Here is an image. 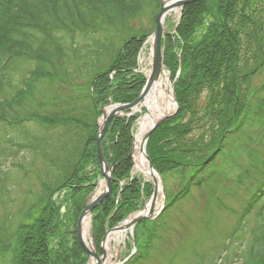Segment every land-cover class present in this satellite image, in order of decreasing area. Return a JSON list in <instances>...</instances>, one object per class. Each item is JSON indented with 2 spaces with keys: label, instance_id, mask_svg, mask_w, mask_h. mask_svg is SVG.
Masks as SVG:
<instances>
[{
  "label": "trees",
  "instance_id": "obj_1",
  "mask_svg": "<svg viewBox=\"0 0 264 264\" xmlns=\"http://www.w3.org/2000/svg\"><path fill=\"white\" fill-rule=\"evenodd\" d=\"M151 1L156 11L153 27L136 30L131 26L129 37L124 39L118 36L119 43H116L111 40L116 34L115 29L120 26L125 28V21L133 19V13L146 8L150 0H0V178L4 177L8 186L12 175L10 171L14 166L19 169L16 174L20 169L30 167V159L26 161V156H23L21 162L15 163L17 165L10 163L7 167L10 170L3 169L11 157L13 145L17 146L14 155L20 156L24 151L31 152V157L36 155V158H40L43 170L55 168L54 173L51 170L39 175L41 182L43 181V189L32 204L27 199L33 192L32 187L25 191L21 209H26L27 215L35 211L39 217H32L31 223L23 220L20 230L13 232H10V227L17 221L20 211L11 210L5 217H0V251L9 247L12 248V255L18 251L15 264L88 262L89 255L75 230L74 233L64 235L63 239L62 236L59 237L67 218L61 215L59 199L54 201L52 196L55 193L60 195V191L65 189L66 200L70 202V196L76 200L71 209L74 216L84 209L86 198L96 188V181L101 175L97 160V118L101 114L102 105L108 103L109 99L132 102L146 83L145 76L135 72L138 52L156 28L160 0ZM260 2L264 3V0H198L189 3L183 8L182 18L176 29L177 37L171 33L166 35V64L172 70L173 79L181 67L175 83L179 110L155 129L150 138L149 151L161 174L165 172L163 162L190 170L183 193L175 196L174 204L207 180L205 170L224 151V138L228 134L250 138L248 130L251 127L258 123L264 125V80L260 85L250 87L248 79L264 65V20L254 18L257 14L256 3ZM100 31H103L100 41L109 40L114 46L113 54L111 53L113 59L108 63L105 56H109L107 51L110 49L103 54L100 44L93 37ZM79 37H90V41L76 47L75 43H80L77 40ZM70 40L71 50L66 51L65 45ZM178 51L181 52L180 56ZM100 56L101 62L98 60ZM16 63L21 66L23 63H31L34 66L26 79V90L20 88L18 93L9 94L7 78L14 71ZM93 72L95 74L91 78ZM57 73L62 75L59 81L65 80L71 86L76 85L82 75L91 78L87 82L90 87L88 96L92 101L90 108H78L77 97L71 95L70 99L65 96V100L62 97L50 99L52 112L41 110L50 105L44 104L41 96L35 92L37 87H32V81L36 80L39 88H42L43 98H50L59 82ZM82 87L88 89L86 83ZM206 89L209 91L208 103L213 106L208 119L210 123H219L216 136L221 135L219 138L215 136L214 147L208 144L203 146L198 142L196 145H189V140L184 145V138L191 131L188 125L190 122L182 123L177 119L184 106H188L191 94H198ZM28 92H31V97ZM33 97L39 99L38 104L32 101ZM136 119L137 117L132 116L130 120L134 122ZM31 120L39 121L36 133L43 132L41 124L52 130L63 127L60 135L64 137L59 139L63 142L60 147L56 148L53 138L50 140L48 130L43 132L44 136L26 134L23 123ZM127 127L126 118L117 117L111 123L109 136L119 133L118 139H113L115 142L111 147L105 143L107 138L104 139L105 155L110 162L114 161L115 167L113 192L93 211L94 236L98 245L106 232L107 222L111 226L115 225L138 205L137 183L134 187L130 186L131 190L127 187L129 196L125 201L121 200L122 203L116 205L113 198L119 181L133 167L131 153L134 140ZM81 131L85 132V136L81 135ZM66 138L71 139L69 143L64 142ZM79 141H82L80 145L74 143L71 147V143ZM2 144H7L3 150ZM197 146H203L199 153L206 151L207 156L203 159L202 156H196L200 160L195 162L187 154L198 151ZM260 147L262 148L256 155L259 162L255 160L248 164L238 179L240 186L251 182V179L254 181L250 184V195L231 229L229 244H226L220 257L218 256L220 264H249L250 259L255 260V264H264V144ZM49 149H52V154ZM64 154L68 155L64 157V160L68 158L67 161L59 159ZM90 164L96 166L92 171L87 169ZM51 173L55 175L54 180L50 178ZM11 178L13 180L14 177ZM135 179L140 182L138 178ZM2 186L0 184V191L4 189ZM127 190H123V196L127 194ZM150 192H153L152 189ZM132 199L134 200L131 201ZM251 214H254L253 220H249ZM251 221L254 222L253 227L250 225ZM99 224H104L105 228L98 229ZM69 235L72 238L71 245ZM10 236H16V246L9 245L12 240ZM155 236L157 231L152 230L144 254H136L127 264L147 260L146 256L150 253ZM58 237L59 241L56 243ZM210 257L209 261L212 260Z\"/></svg>",
  "mask_w": 264,
  "mask_h": 264
},
{
  "label": "rangeland",
  "instance_id": "obj_2",
  "mask_svg": "<svg viewBox=\"0 0 264 264\" xmlns=\"http://www.w3.org/2000/svg\"><path fill=\"white\" fill-rule=\"evenodd\" d=\"M257 6V14L254 16L255 19H262L264 20V3H256ZM146 8L139 9L137 13H133V19H128L125 21V28L118 27L115 29L116 34L111 38V40L115 41L116 43H119L118 36L123 37L126 39L131 34V31H129V27H133L136 30L140 29H150L153 27V17L156 13L153 2L150 0V4L148 6H145ZM159 12V11H158ZM182 14L177 15L174 12L170 13L166 17L165 21V33L169 34H176V26L178 25L180 18ZM246 24V23H245ZM248 25L250 23L248 22ZM103 31L96 32V34L93 36L94 39L100 44V50H103V54L107 51L109 53V56H105V59L108 62H111L113 57V50L114 46L113 44L107 40L106 42H101L103 36ZM120 34V35H119ZM166 34V35H167ZM177 37V35H175ZM90 38V37H89ZM89 38H82L79 37L77 40L80 41V43H75L76 47L78 45L82 46L84 43L90 41ZM92 38V37H91ZM122 38V39H123ZM80 39V40H79ZM121 39V40H122ZM123 39V40H124ZM166 39V36L164 38V41ZM100 42V43H99ZM96 43V42H95ZM242 43L244 45V38L242 37ZM71 40L67 41L65 48L66 51H70L71 49ZM165 45V51H166V42ZM146 46L142 47L140 51L138 52V59H137V67L136 69H139V72L145 76L146 75V58L148 57V49L145 48ZM112 53V54H111ZM166 55V52H165ZM178 55H181V52L178 51ZM142 57V60H141ZM243 57V56H242ZM144 58V60H143ZM244 58V57H243ZM98 59V57H96ZM99 62L102 61L101 56L99 57ZM244 60V59H243ZM91 64V62L89 61ZM65 65V63H64ZM14 68V72L10 75V82H14V87L12 92L14 90H17L16 87L21 88L23 86V79L24 74L21 75L23 72H27L28 68H31L32 64L26 63V67L23 65V69H21L20 73V80L18 81L17 73L15 72L19 67H21L20 63H16ZM169 68V67H168ZM170 69V68H169ZM172 72V70L170 69ZM139 72L136 70V74H139ZM95 72L92 73L91 78ZM114 74V73H113ZM58 77H62L60 73L56 74ZM57 78V77H56ZM90 77L81 76V78L76 82L77 83H86V88L83 91L76 90L75 87L71 89V86L68 83H65L64 81H59L55 87V94L56 95H73L76 91H78L80 94V97H77L76 106L78 108L85 109V107L90 108L91 107V99L88 96V93H90V87L89 84H87ZM90 78V80H91ZM250 87H256L260 85L264 80V65L255 70L251 76L248 78ZM25 80V79H24ZM17 84V85H16ZM69 85V86H68ZM68 86V87H67ZM143 89V88H142ZM142 91V90H141ZM173 93V89H172ZM49 96H51L50 92H47ZM242 94H244V90L242 91ZM208 96L209 91L203 90L200 93H192L189 101L188 106L185 105L184 110L179 115V118L177 121H180L182 123L190 122L188 125L191 127V131L188 134V137L184 138L183 144L185 145L187 143V140H189V145L194 144L196 145V142L202 144L203 146L207 145L213 147L216 145L214 144L216 141H214V138L216 136V130L218 128L219 123L218 122H209L208 115L212 111L213 106L208 103ZM28 101V100H27ZM110 102V99H109ZM106 103L102 105L101 107V113L106 112L109 113L111 111L110 103ZM122 103V102H121ZM75 103H73L74 105ZM141 106V105H140ZM140 106H137L140 107ZM25 107L27 108L26 104ZM24 107V108H25ZM94 107V106H93ZM176 111V107L167 115H172ZM126 113V114H125ZM124 113V116H121L122 118H126L127 128L131 130V134L133 137V133L136 136V133L139 130V124L140 120L143 118V116L147 113V108L145 106L142 107L141 110L132 108L131 110H126ZM141 115V116H140ZM133 117H137V119L133 122ZM140 116V117H139ZM93 117V116H92ZM171 117V116H170ZM129 119V120H128ZM128 120V121H127ZM39 121L31 120L26 121L24 131L27 134H35L38 128ZM42 130L45 132L46 130L49 131L50 135L57 140L56 141V148L60 147L61 142L59 139H62L63 136H61L60 132L58 133L56 130H52L51 128H48L45 125H42ZM109 128L106 130L104 137H103V150H104V139L107 146H112L115 140L118 139L119 133H112L113 137L109 136ZM250 138L244 137V136H238V135H232L229 134L224 138L226 140L224 151L221 152L218 156V158L214 161L212 165H210L205 170V176L206 181L199 187L193 188V190L184 198L180 199L176 205H173V202L170 204L171 206L168 207V210L161 215H159L158 211L154 215H152V218L149 220H145L146 222L139 223L136 227V236L138 238H134L132 236V231H128L127 238L120 244L119 247H116V245L113 243V251L115 253L114 260H117L124 264V262L128 259L129 255L132 253V251H139L138 253L141 254V252L144 251L145 247L147 246V239L152 230L157 231V233L160 235L159 237L155 236L154 240V248L151 249L150 257L147 258V260H144L142 262H139L137 264H216L215 260L218 257L220 250H223L225 248L226 244H229L227 242V239L230 238L231 229L233 228L234 224L236 223V220L239 216V212L242 210L243 206L245 205V201L250 195V184L254 181V179H251V182L247 183L246 185H238L237 181L240 178L241 174L244 172V168L248 165L253 163V161L259 160L256 158V155L259 153V150H261L262 147H260L262 144H264V125L262 123L256 124L254 127H251L249 130ZM42 132V131H40ZM42 132V133H43ZM82 136H85V132H80ZM59 134V135H58ZM88 134V131H87ZM37 135V133H36ZM221 134L217 135L216 137L219 138ZM42 137V136H41ZM4 138V137H1ZM115 138V140H113ZM6 138H4L5 140ZM48 140V139H46ZM59 140V141H58ZM71 139H67L69 142ZM67 141L64 140L65 143ZM79 142H73L71 143V147L74 143L81 144ZM150 142V141H149ZM4 143V142H3ZM6 143V142H5ZM10 143V141L8 142ZM1 144V143H0ZM7 144H2V147H6ZM11 146V144H10ZM64 146V145H63ZM134 146V144H133ZM203 146H197L196 148L198 151L190 152L187 154V156L191 157V159L195 162L199 161L196 159V156H202L201 159L205 158L207 156L206 151L199 153L201 149H203ZM9 147V145H8ZM48 148V143L46 145ZM17 146L13 145L11 146L10 154H11V161L12 165H17L19 162L22 161L23 156H26V161L30 159L31 164L30 167H26L24 169H20L18 173L16 174V171L18 170L17 167L14 166L12 169L11 177H14L13 180L10 176L8 186L5 183V179L0 178V184L4 186V189H1L0 191V217L3 218L5 215H8L11 210L20 211L18 213L17 221L13 224V226L10 227V232L12 230H20L21 222L24 220V222L31 223L32 217L36 216L39 217L37 212L29 213L27 215L26 209L22 210L21 205L25 198V191L27 188L32 187L33 192L30 197L27 199L30 201L29 203L32 204L38 196L42 192V182H41V174L43 172L53 171L55 168L51 169L50 167L42 169L43 163H40V158H36V155L32 156L31 152H21L20 156L14 155L16 152ZM53 148L55 149L54 145ZM53 152L52 149H49V152ZM42 153V152H41ZM105 153V152H104ZM133 153V148H132ZM131 153V154H132ZM134 155H136V150L134 148ZM55 156V155H54ZM68 156V155H67ZM66 154L59 157L61 161H67V159L64 160V157H67ZM108 162L110 160L105 155ZM136 156H134L135 160V166H134V174L136 176H133L132 168L130 170V173L126 175L123 179L119 181L117 192L114 194L113 198L114 201H116V205L122 203V201H125L127 197L129 196L128 191L131 190L130 186L134 187L136 183L139 185V194L137 196V209H132V211H129V214L131 215L135 213L136 210L140 209L143 210L146 206V203L148 202L149 195L152 194L150 190L153 191V183L154 180L151 179L146 175L144 171L137 170L136 169ZM19 159V160H17ZM98 165L101 172V175L98 176L97 184L99 186L100 182H104V171L100 167L99 159ZM17 162V164H15ZM42 162V160H41ZM62 164V163H61ZM51 165V164H50ZM7 166V165H6ZM173 166V165H172ZM170 163L163 162V167L165 168V172L163 171L162 177L160 178L163 185V194H164V203L160 210H163L166 205H169V203L172 201L171 199L175 198V196L183 193V188H185L186 182H187V176H190V170H187L184 167L175 165L172 167ZM47 167V166H46ZM96 166L93 164H90L87 169L88 171H92L95 169ZM43 170L41 173L40 170ZM10 170V169H6ZM195 170V169H194ZM192 171V170H191ZM38 172V174H36ZM8 171L5 173L7 174ZM51 173L50 178L51 180H54L55 175ZM40 175V176H39ZM39 176V177H38ZM138 178L140 182L135 181ZM50 180V181H51ZM12 181L14 183H12ZM250 181V180H249ZM114 183V182H113ZM113 185V184H112ZM2 186V188H3ZM14 186V187H13ZM129 190H127L128 188ZM154 187V186H153ZM65 190V189H64ZM64 190L60 191V195L56 194L52 196V200L56 201L59 199V207H61V215H64L66 220V225L64 230L59 234V237L63 239V236L68 234L69 232L74 233V230L77 232V236L79 239V232H78V225L79 220L82 215V211L79 215L72 214L71 209L73 208L74 198L70 196V202L66 200V197L64 194ZM123 190H127V194L123 196L122 192ZM113 189L109 191L108 195L106 196L105 200L112 194ZM136 196V195H135ZM152 196V195H151ZM4 199V200H3ZM104 200V201H105ZM132 199L131 201H133ZM82 201V200H81ZM103 201V202H104ZM102 202V203H103ZM145 202V203H144ZM101 203V204H102ZM100 204V205H101ZM79 204H76V206H79ZM37 207V206H36ZM35 207V208H36ZM34 208V209H35ZM140 211V210H139ZM133 212V213H132ZM156 215V216H155ZM159 215V216H158ZM130 216V215H129ZM254 214H251L249 217V220H253ZM7 218V217H6ZM156 218V219H155ZM155 219V221H153ZM123 220H126V217L123 218ZM92 219H90V227H89V241H91L92 237ZM120 222V221H119ZM117 222V223H119ZM123 222V221H122ZM116 223V224H117ZM28 224V223H27ZM115 224V225H116ZM74 225H76L74 227ZM104 225V224H103ZM99 224L97 227L98 229L105 228V225ZM109 222H107L106 227L107 230L110 227H113L109 225ZM251 227L254 226V222L251 221L250 223ZM68 226V227H67ZM111 229V228H110ZM109 229V230H110ZM135 229V227H134ZM106 230V231H107ZM15 234V233H14ZM71 234V233H69ZM106 234V233H105ZM104 234V235H105ZM102 236V238L104 237ZM108 235V234H107ZM12 238L11 245L16 246V236H10ZM56 239V243L59 241ZM69 245L72 243V238L69 235L68 237ZM14 243V244H13ZM136 245V248H135ZM12 248H6V250L0 251V264H15L17 252L12 255L11 250ZM208 255V256H207ZM211 256V257H210ZM211 258L212 260H208V258ZM91 260V258H90ZM89 260V261H90ZM206 260V261H203ZM220 259L217 264H220ZM249 264H255V260H249Z\"/></svg>",
  "mask_w": 264,
  "mask_h": 264
},
{
  "label": "water",
  "instance_id": "obj_3",
  "mask_svg": "<svg viewBox=\"0 0 264 264\" xmlns=\"http://www.w3.org/2000/svg\"><path fill=\"white\" fill-rule=\"evenodd\" d=\"M194 1H197V0H177V1L173 2L172 4L168 5L165 3V0H161V9H160V12L158 13L157 18H156V29L153 32V34L151 35L153 37L152 73L147 78V82H146L145 87L143 88L142 93L134 102L129 103V104H117V105H115L114 108L111 109V111L109 113L105 112V114H104L103 125L100 126V131H99V136H98V157H99L100 164H101L103 171H104L106 185H105L104 190L102 192H100L97 196H95L92 199L91 198L87 199L85 209H84V211L80 217L79 225H78L79 238H80L81 243L83 244V246L85 247V249L89 252V254L91 256V259H92L91 264H104V262L106 260V252L104 251V243L106 241L107 236L104 237L103 242H102V249L104 251V254L100 255L98 252L96 244L92 243L93 247H90L87 244L86 239L84 237V233H83L84 232L83 224H84L85 219L89 215H91L92 210L103 201V199L108 195L109 191L112 189V166H109L107 164V161H106L105 156L103 154L102 137L105 134V132L108 128V125H109L110 121L113 119V117L115 115H117V113L120 112L121 110H131L132 108H135L138 105H140L141 103H143V101L148 96V94L150 93V91L153 88V86L155 85V83H157L159 81L160 77L162 76V73L167 70L166 64H165V53H164V46H163V39L165 36V26H164L165 25V19H166L167 15L170 13V11L173 10L174 8L182 9L186 4L194 2ZM169 83L172 85L170 74H169ZM172 87H173V85H172ZM174 103H175L176 108H178V103L176 100L175 93H174ZM168 116H170V115L162 116L157 122H155L153 124V126L150 128V130L145 135V138L143 140V145H142V151L145 154V157L148 161L149 168H150L151 172H153V174L156 173L158 176H159V174L157 173V171L153 167L152 162L150 160V156H149L148 150H147V143H148V140L150 138L152 131L156 128V126L160 122H162ZM154 185H155V192H154L153 197L150 200V202H152L153 210L155 207L154 202L156 199V193H157L158 185H159L157 178L154 179ZM153 212L150 214H147V215L141 214V215L136 216L131 221V228H133L140 220H143L146 218H152ZM119 226L120 225H116L110 231L116 230ZM110 231H108L107 234Z\"/></svg>",
  "mask_w": 264,
  "mask_h": 264
},
{
  "label": "bare ground",
  "instance_id": "obj_4",
  "mask_svg": "<svg viewBox=\"0 0 264 264\" xmlns=\"http://www.w3.org/2000/svg\"><path fill=\"white\" fill-rule=\"evenodd\" d=\"M177 0H165V3L170 5ZM180 8H174L170 11V13L174 12L175 14H180ZM169 13V14H170ZM153 37L151 36L150 39L146 43V49H148V57L146 58V75L149 77L152 73V63H153ZM142 60V57H141ZM144 60V58H143ZM145 106L147 108V113L143 116L140 120L139 130L136 133V143H135V150H136V169L144 171L148 177L151 179H158V190L156 193V199L154 202V210L159 211L164 203V194H163V186L161 183L160 177L155 173L151 172L149 168L148 161L145 157V154L142 151L143 140L145 135L150 130L155 122H157L162 116L169 114L175 107L174 97L172 93V85L169 83V74L167 71L162 73L159 81L155 83L153 88L151 89L148 96L145 98L143 103L140 107H136V109L141 110L142 107ZM104 190V183L102 182L96 194H99ZM152 202H148L145 209L142 212L136 213L130 216L125 222H123L116 230L110 231L104 243V249L106 252V260L104 264H118L119 261L114 260L115 253L113 251V243L116 247H119L120 244L127 238L128 231L132 230L131 228V221L138 215H147L152 213L153 207ZM90 217L88 216L83 224L84 228V237L86 239L87 244L90 247H93V242L89 241V227H90Z\"/></svg>",
  "mask_w": 264,
  "mask_h": 264
}]
</instances>
